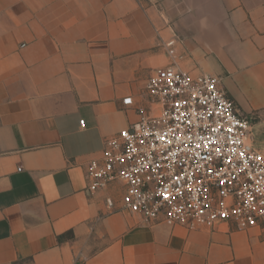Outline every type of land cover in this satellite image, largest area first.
<instances>
[{"label": "crops", "instance_id": "0c3cea01", "mask_svg": "<svg viewBox=\"0 0 264 264\" xmlns=\"http://www.w3.org/2000/svg\"><path fill=\"white\" fill-rule=\"evenodd\" d=\"M173 35L181 66L219 77L261 143L264 0H0V264H264V224L149 226L87 190Z\"/></svg>", "mask_w": 264, "mask_h": 264}, {"label": "built area", "instance_id": "2783aa9c", "mask_svg": "<svg viewBox=\"0 0 264 264\" xmlns=\"http://www.w3.org/2000/svg\"><path fill=\"white\" fill-rule=\"evenodd\" d=\"M179 43L176 35L165 42L171 62L150 75L141 101L123 99L138 119L89 161L87 190L115 189L121 210L149 226L257 228L264 224V154L252 120L219 77L181 66ZM106 203L113 208L114 197Z\"/></svg>", "mask_w": 264, "mask_h": 264}, {"label": "rangeland", "instance_id": "374dc122", "mask_svg": "<svg viewBox=\"0 0 264 264\" xmlns=\"http://www.w3.org/2000/svg\"><path fill=\"white\" fill-rule=\"evenodd\" d=\"M255 134H256V136H258L260 138L259 129L255 130ZM257 146L262 151V153L264 154V140H262L261 143H260V140H259L258 143H257ZM111 191H112L113 194H117L118 195V192L115 189L112 188Z\"/></svg>", "mask_w": 264, "mask_h": 264}]
</instances>
